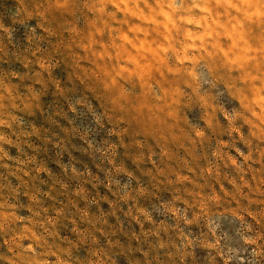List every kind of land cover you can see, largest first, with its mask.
Instances as JSON below:
<instances>
[{
  "label": "rangeland",
  "instance_id": "374dc122",
  "mask_svg": "<svg viewBox=\"0 0 264 264\" xmlns=\"http://www.w3.org/2000/svg\"><path fill=\"white\" fill-rule=\"evenodd\" d=\"M0 264H264V0H0Z\"/></svg>",
  "mask_w": 264,
  "mask_h": 264
}]
</instances>
